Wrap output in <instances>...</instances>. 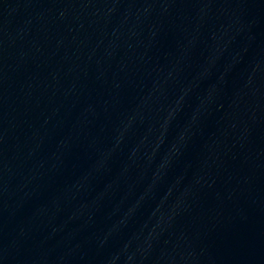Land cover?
Returning a JSON list of instances; mask_svg holds the SVG:
<instances>
[{"label": "water", "instance_id": "95a60500", "mask_svg": "<svg viewBox=\"0 0 264 264\" xmlns=\"http://www.w3.org/2000/svg\"><path fill=\"white\" fill-rule=\"evenodd\" d=\"M0 264H264V0H0Z\"/></svg>", "mask_w": 264, "mask_h": 264}]
</instances>
